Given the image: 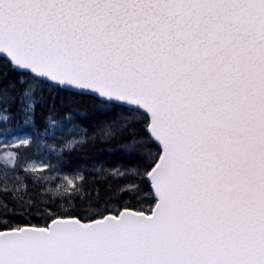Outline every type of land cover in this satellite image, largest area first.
Segmentation results:
<instances>
[{"label":"snow or ice","instance_id":"1","mask_svg":"<svg viewBox=\"0 0 264 264\" xmlns=\"http://www.w3.org/2000/svg\"><path fill=\"white\" fill-rule=\"evenodd\" d=\"M0 264H264V0H0Z\"/></svg>","mask_w":264,"mask_h":264}]
</instances>
